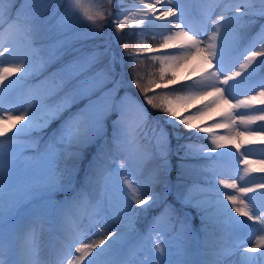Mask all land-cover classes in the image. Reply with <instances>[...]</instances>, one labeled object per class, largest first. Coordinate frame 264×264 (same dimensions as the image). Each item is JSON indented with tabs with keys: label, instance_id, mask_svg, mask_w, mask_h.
<instances>
[{
	"label": "rangeland",
	"instance_id": "374dc122",
	"mask_svg": "<svg viewBox=\"0 0 264 264\" xmlns=\"http://www.w3.org/2000/svg\"><path fill=\"white\" fill-rule=\"evenodd\" d=\"M240 2L232 0L233 4ZM81 3L85 8L96 4L105 12V18L97 20L101 27L97 28L79 12L70 18L66 12L69 0H10L0 20V44L11 49L4 54L5 66H17L23 61L27 68L9 77L14 83L0 104L5 114L12 109L16 110L11 113L13 116L25 109L30 113L19 122L0 120V129L6 130L5 135L0 136L3 144L0 177L5 193L0 247L6 252L11 250L9 255L16 264H27L33 258L31 250L39 248L38 259L43 264H56L57 258L51 257L56 249L60 250L61 240L74 238L76 243L72 250L75 251L80 243L98 242L104 235L109 239L94 251L109 245L113 251L101 257L102 262L131 256L135 264H153V260L159 264V258L166 259L169 264H207L217 249H227L230 253L224 257V264H241V253L257 256L248 249L254 247L257 238L264 236L261 231L264 226L258 221H247L233 209L231 216L254 225L241 228L227 214L216 213L212 205L222 199L217 187L223 193L236 194L235 189L219 185L220 179L229 182L235 179L238 187L242 183L246 187L264 184V172L260 171L264 168L261 163L264 161V130L259 127L264 121L254 120L243 125L239 116L232 123L226 121L229 113L234 116L237 113L264 114L256 111L264 109V104L258 102L259 92L264 90V65L255 64L254 71L253 66L240 68L248 54L264 50V16H245L243 20L230 22L227 17L240 13L224 12L225 3L217 6L216 0H171V3L165 0L161 11L179 3L184 10V23L197 31L203 29V13L211 11L213 20L221 14L226 17L222 22V32L227 35L220 79L237 71L241 75L236 77L238 83L232 88L235 99L233 96L227 101L218 99L220 93L211 87L202 90L209 95L194 107V111L199 114L203 109L212 108L214 114L205 122L210 129L204 131L197 126L189 129L183 124L174 128L165 112L162 111L165 114L162 117L150 111L142 98L145 97L142 88L158 94L170 86L190 85L201 75L215 71L216 61L213 60L209 67L203 51L181 58L182 38L169 40L160 55L167 59L160 60L158 74H163L167 82L150 86L149 76H146L148 58L136 57L140 53L132 45L148 40L153 33L165 43V36L177 29L172 26L169 32L161 27V21L154 25L123 24L118 28L123 16L114 17L122 10L127 12L129 19L142 18L132 15L143 8L138 0H128V3L81 0ZM252 6L255 10L264 8L260 0H254ZM13 21L21 25L30 22L32 31L27 36L18 32ZM233 29L237 30L236 34ZM211 34L207 31L198 39L207 43ZM160 44L149 47L150 52H156L154 48L162 46ZM137 82L141 87H137ZM105 86L107 89L99 92ZM216 86L227 87L219 82ZM97 92V96L85 101L84 97ZM168 92L169 106L177 97L197 93L188 88L184 94ZM116 94V98L120 96L118 111L111 115ZM253 96L257 97V102L251 108H234L237 100ZM80 98L84 99L77 102ZM213 100L216 103H211ZM138 105L144 107L150 123L136 135L131 129L140 117ZM122 111L127 128L119 127ZM29 118L32 126L13 136ZM97 118L99 126L92 127ZM74 120L81 121L82 127H89L85 139L70 147L62 136ZM155 125L168 133L162 149L152 138L151 128ZM104 133L106 136L100 139ZM202 135L206 138H201ZM221 138L223 146L211 151L215 145L206 142ZM96 141V146H92ZM240 177H244L243 182ZM126 179L133 181L143 194L144 204L132 199ZM260 192H264V188H257L248 195L256 198L258 207H264ZM226 203L231 209L230 202ZM32 230L35 231V245L29 235ZM157 244L165 254L157 252ZM4 258L7 259V255ZM251 264H264V259Z\"/></svg>",
	"mask_w": 264,
	"mask_h": 264
},
{
	"label": "snow or ice",
	"instance_id": "6c2138e0",
	"mask_svg": "<svg viewBox=\"0 0 264 264\" xmlns=\"http://www.w3.org/2000/svg\"><path fill=\"white\" fill-rule=\"evenodd\" d=\"M10 0H0V20L3 19L4 14L7 12L5 5L9 3ZM113 0H109V3H112ZM118 2V0H117ZM168 3H171V0H167ZM217 6L220 3H225V8L223 9L224 12L234 11L235 13H240L239 16L233 15L227 17L228 21H239L243 20L245 16H255L260 15L264 16V8L260 10L253 9L254 0H241L239 4H233L232 0H216ZM260 3L264 5V0H260ZM139 5H143V8L140 9L139 12L132 13L133 16H141V19H129V15L125 10H122L120 13L117 14L116 19L119 16H123L122 20H119L118 28L121 27L123 24H133V25H154L157 21L163 22L161 27L166 29L167 31L171 32V27L174 26L177 30L172 33L170 36H165V43L162 47L168 46L169 40L180 39L182 38V43L180 44V48L183 50L181 53V58H186L188 55L195 53H200L203 51L206 54V60L208 62L209 67H211L212 61L215 60L218 68L215 71H209L204 75H201L198 80H194L190 85H184V87L188 88L189 90H196L198 93L208 87H211L214 91L220 93V97L218 99H225L229 96H233L232 88L235 87L236 77H239L241 73L239 71L233 72L231 76L224 75L223 80L220 79L221 72H222V62H223V53L224 48L226 46L225 37L227 32H222V22L225 21V15L221 14L217 19H212V12L208 11L203 13V29L202 31H197L193 29L191 26L184 23L182 17L184 16V10L180 7L179 3L175 6L169 7L164 11H159V9H155V5L164 6L165 0H154L153 3H147L146 0H138ZM135 7V5H134ZM179 9V15L177 11ZM245 9H248L245 11ZM67 14L71 18V16L76 15L79 12L80 15L83 16L84 19L92 22L97 28L101 27L100 24H97V20H103L105 18V12L101 10V8L96 4H91L88 8H85L81 0H69V6L66 10ZM156 12H159L157 15ZM108 15L111 16L112 13L109 11ZM168 17H173L174 19L168 20ZM179 21V22H177ZM12 24L15 25L16 30L18 32L23 33L24 35H28L32 31V26L30 22H25L21 25L18 21H13ZM11 26V25H10ZM187 28V30H185ZM0 30H2V24H0ZM207 31H211V36L208 37V42L204 43L201 39H198L199 36L203 35ZM234 34H236L237 30H232ZM218 38L219 42H218ZM30 40V36H29ZM203 45V46H202ZM127 47V45H125ZM0 101H2L3 96L7 90L11 89L12 84L14 81L9 80V77L13 75L15 72H21L22 69L27 71L25 64L21 61L17 66H5V53L11 51L10 47H4L3 44H0ZM146 51H152L151 49H145ZM260 57L258 60L257 58ZM167 59V57H152V59ZM255 64L264 65V50L259 52L252 51L246 57V62L240 65V68L248 69L249 66H253V71L255 70ZM163 71V69H161ZM19 79V77L17 78ZM5 81H8L5 84ZM229 81H234L233 84H229ZM216 82L227 86L226 88L222 89L216 86ZM154 83V81L152 82ZM137 87H141V85L137 82ZM148 88H142V92L145 94V101L147 105H151L153 108L161 109L163 112L167 114L168 117L172 118L169 122L175 128L179 124L185 125L187 128L191 129L194 125L190 122L192 119L191 115L180 117L179 114L172 110L169 106L168 98L164 97L160 104L155 103L156 97L147 95ZM259 96L261 99L258 101L260 104H264V90L259 92ZM189 98H194V96H190ZM235 99V97L233 96ZM180 99V97H177ZM257 102V97H247L244 100H237L234 108H251L252 104ZM211 103H216L213 100ZM209 105H205L208 107ZM140 117L135 126L131 129L132 133L139 135L140 132L144 131L145 127L150 123L148 118V113L144 109L142 105H138ZM15 109L9 110L8 114L6 110L3 108L2 104H0V120L9 119L15 120L16 122L25 120L26 117L30 116V113L27 109L21 111L18 115L13 116L11 113L15 112ZM261 113H264V109H256ZM123 111L121 112V120L119 127L127 128L128 125L123 119ZM237 116H239V122L243 125L251 124L254 120H262L264 121V114L259 116H250L246 113H237L236 116L229 113L228 117L226 118L227 123H232L236 120ZM32 119L29 118L26 124L21 125L19 129H17V133H14L15 136L18 133L23 132L25 129L32 126ZM99 118L93 121L92 127L99 126ZM15 127V124H13ZM88 125L82 127V123L79 120H74L70 122L64 130L62 139L68 143L71 147L74 144H78L82 142L86 137V132L88 129ZM260 129L264 130V125L259 126ZM199 130V129H198ZM6 130L0 129V136L5 135ZM152 138L155 140L156 145L161 149L164 146V143L167 140L168 133L162 127L155 125L151 128ZM13 137H7V139H12ZM222 139L212 141L214 148L211 151H216L217 148L222 147ZM237 150H239V145H236ZM3 150V144L0 142V151ZM251 150H246L249 152ZM241 155H245V153H241ZM261 163H264L262 161ZM123 167V165H122ZM248 169H245V173H247ZM260 171L264 172V168H261ZM240 180L243 182L244 177H240ZM125 183L128 185L130 189V193L132 199L135 200L137 204H144L145 200L141 199L142 193H140L139 189L136 188L135 184L131 180H125ZM219 185H223L224 189H235L236 194L231 192L223 193L222 190L217 187V193H220L222 199H217L212 207L215 209L216 213H223L227 214L229 219L234 222L235 225L240 226L241 228H252L254 225H249L247 221H258L260 225L264 226V207H258L256 203V198L249 196V193H253L256 191L257 188H264V184L256 185L255 187H246L241 186L238 187L235 179L229 182L228 179H220ZM4 191H3V184H2V177H0V223L3 222V216L5 213L4 207ZM261 198H264V192L259 193ZM151 199V197H149ZM247 201V202H246ZM230 202L232 208L228 207V203ZM251 205V208H249ZM235 210V212L239 213L241 216L246 217L247 221L238 220L236 217L231 216V211ZM11 204L8 208L9 213L11 212ZM264 231V228L261 229ZM31 236V240L33 245H35V231L32 230L29 234ZM115 235V233H113ZM109 237L104 235L102 239L97 241H92L91 243H80L79 247L75 248V252L79 253V256L72 257L71 260H68L69 256H72V246L76 243V240H73L71 243L67 245L68 251L66 255L58 256L56 259V264H135V261L131 258V256L127 259H117L112 258L105 261H101V257H105L109 255L113 249L111 246H106V248L100 249V251L95 252L94 250L99 248L100 245H104L105 240H108ZM251 237H249V241ZM157 252L160 254H165V250L160 247L159 244L155 245ZM10 249L7 250L10 253ZM248 252L257 253V256L249 257L245 253H241V264H251L252 261L264 259V236H261L255 240L254 247L248 249ZM229 251L227 249H217L212 253V259H210L207 264H224V257L229 255ZM6 255V251L0 247V264H16V262L12 261L10 256L6 259L4 258ZM39 251L38 249H34V256L31 260L27 261V264H41V261L38 259ZM86 258H89L86 260ZM153 264H156V261L153 260ZM159 264H169V262L164 258H159Z\"/></svg>",
	"mask_w": 264,
	"mask_h": 264
},
{
	"label": "bare ground",
	"instance_id": "6f19581e",
	"mask_svg": "<svg viewBox=\"0 0 264 264\" xmlns=\"http://www.w3.org/2000/svg\"><path fill=\"white\" fill-rule=\"evenodd\" d=\"M149 3H153V2H149ZM162 8H164V6H161L159 4L155 5V9H159V11H161ZM156 14L158 15L159 12H156ZM170 18H172V17H168L167 19H170ZM208 95H209V92H203V91L198 92V93H194V94L190 95V96H194V98H189L190 96H188V97H182V98L177 99V100H173L171 105H170V107L172 108L173 111L177 112L180 117L191 115L192 119H191L190 122L194 126H197L199 128V130H206L208 128H207V125H206L205 122L213 114V109L212 108L203 109L198 114V113H196L194 111V107L198 103L204 101ZM18 238H19V236L16 235V239H18ZM57 240H59V239H57ZM73 240H75V239L72 238V237H69L68 239L61 240V242L59 244V247L61 249V251H60L61 253H58V252L57 253H53L51 259L53 257L56 259L58 256L66 255V253L68 251L67 245L69 243H71ZM54 245L56 247V242H55ZM72 249H73V247H72ZM73 250H72V256H70L71 259H72V257L78 255V253L73 251ZM38 251L40 253L41 252V248H39ZM31 252H32V256H34V250H31ZM6 255H7V258L10 256L8 252H6ZM10 258L12 259V255L10 256ZM49 261H51V260H49ZM41 264H43V263L41 262Z\"/></svg>",
	"mask_w": 264,
	"mask_h": 264
},
{
	"label": "trees",
	"instance_id": "16d2710c",
	"mask_svg": "<svg viewBox=\"0 0 264 264\" xmlns=\"http://www.w3.org/2000/svg\"><path fill=\"white\" fill-rule=\"evenodd\" d=\"M137 47H140L141 49H143V48L146 47V45L144 43V44H141L140 46H137ZM159 64L160 63H159V61L157 59H152L151 62H150V64H149V66H150V68L148 69V72L149 73L146 76H149L148 77V82H149V85L150 86H153V85H155V84H157V83H159L161 81L166 80V78L163 76V74L158 75L159 74V71H160L159 70ZM153 81H154V83H152ZM148 92H149V90H148ZM167 95H169L167 91H165V90L161 91L158 94V96H157V98L155 99L154 102L157 103V104H160L161 101H162V99L164 97H166ZM160 111L162 112L161 109H160Z\"/></svg>",
	"mask_w": 264,
	"mask_h": 264
}]
</instances>
